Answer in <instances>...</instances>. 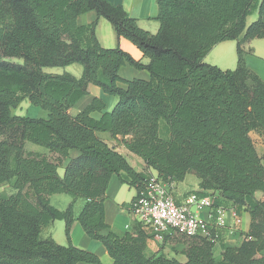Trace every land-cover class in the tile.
Returning <instances> with one entry per match:
<instances>
[{
	"label": "trees",
	"instance_id": "16d2710c",
	"mask_svg": "<svg viewBox=\"0 0 264 264\" xmlns=\"http://www.w3.org/2000/svg\"><path fill=\"white\" fill-rule=\"evenodd\" d=\"M159 29L141 30L120 6L106 0H0V264H101L72 246L73 201L84 199L77 217L84 233L100 242L112 264H264V80L245 64L244 46L264 39V0H156ZM94 11L117 37L135 45L147 64L119 47L102 48L96 23L78 26L76 18ZM253 14L256 18L248 23ZM236 42L233 70L204 63L212 48ZM20 59L22 63L7 61ZM78 64L80 78L44 69ZM146 70L149 80H123L120 67ZM124 87H120L119 84ZM96 86L116 98L110 111L94 98L76 115L70 109ZM47 111V118L13 115L23 100ZM101 113L99 119L90 115ZM121 138L158 179L172 184L192 174L202 193H217L236 212L250 216L238 246L200 237L184 238L179 262L164 254L147 256L153 234L136 220L121 236L104 221L105 191L113 175L136 189L148 172H137L115 148L98 137ZM255 141H257L255 143ZM40 146L49 156L26 151ZM79 154L69 158V151ZM68 160L63 175L60 164ZM259 193L261 196L256 197ZM66 194L72 202L54 208L49 197ZM132 200V201H133ZM131 201V202H132ZM130 202V203H131ZM64 222L68 245L43 239L54 221ZM165 236L162 245L179 240Z\"/></svg>",
	"mask_w": 264,
	"mask_h": 264
},
{
	"label": "crops",
	"instance_id": "0c3cea01",
	"mask_svg": "<svg viewBox=\"0 0 264 264\" xmlns=\"http://www.w3.org/2000/svg\"><path fill=\"white\" fill-rule=\"evenodd\" d=\"M106 1L113 4L114 6L122 7L130 18L136 20V24L141 30L146 31L151 35H155L157 33L159 29V23L156 21V16L158 13L156 0ZM94 22L96 23L94 34L98 44L102 48L111 49L119 47L134 60L139 61L142 64L148 63V59L143 57L142 53L135 45L122 37H117L110 23L103 18H98L94 11L86 12L76 18V23L78 26L90 25ZM244 50L246 51L245 64L247 68L256 74L261 80H264V39L251 40L244 46ZM204 63L216 66L223 71L235 69L237 63L236 42L224 41L215 45L204 58ZM72 67H74V69H72ZM44 71L53 74L69 73L75 78H80L82 74V67L78 64H73L64 68L44 69ZM118 75L123 80H149V73L146 70H137L128 64L120 67ZM119 86L124 87L121 83ZM94 98H100L104 102L105 111H110L116 102V98L105 95L99 87L92 85L89 88L88 95L80 98L70 109V114L76 115L87 105H89ZM72 110L75 112L72 113ZM90 116L97 120L101 117V113L93 112ZM98 137L104 140L110 147L115 148L120 154H122L130 166L137 172H149L152 170L146 169L143 161L136 155L128 152V150L125 148L123 141L129 139L128 137L121 138L120 136H117L116 138H112L108 133H98ZM38 153L47 156L49 155L48 151L45 153ZM68 154L69 158H75L79 153L76 150H70ZM67 162L68 160H64L60 164V167L58 168V174L60 176L63 175L62 171H64V167ZM59 170H61V173ZM170 192L177 205L184 203L185 199L192 194L199 198L212 197V208H205L197 212V216L200 219L208 221L210 225L215 223L216 214L214 209L216 207H222L228 210L226 214L225 226L219 229V242L215 245L216 249L218 250V253L215 256L216 260H219L220 258V244L222 242L230 247L238 246L241 243L242 237L240 236V233H246L250 225V216L248 212L244 210H241L239 213L236 212L232 203L221 198L217 193L212 194L211 192H200L199 179L191 174L186 175L185 178L180 182L172 183L170 185ZM258 194L259 193L256 194V197ZM259 195L261 196V194ZM68 196H66V194H55L49 197V202L54 208L58 210H65L67 206L73 201L72 198ZM135 196L136 189L134 187L120 183L116 175H113L110 178L105 191V200L103 203L104 221L109 226L110 231L119 236L129 231L132 226L134 218L128 207ZM51 200H53L54 205ZM85 203L86 201L84 199H77L73 201V215L75 220L72 223L70 229L71 244L75 248L85 250L96 255L99 258L101 264H112V260L103 245L98 241L90 239L84 233L80 224L76 220ZM231 210H235L237 216L240 218V224H234V220L229 214V211ZM56 221L48 225L45 228L46 231L51 225H54ZM48 233H51V237L53 238L51 229L48 230ZM55 241L57 244H61V239H59V241ZM172 247H174L177 251H181L184 245L182 243L172 245L169 242L162 245L161 241L150 239L147 243L145 254L147 256L164 254L170 258H175L179 262L184 263L186 258L181 253H174L172 251ZM77 264L89 263L79 262Z\"/></svg>",
	"mask_w": 264,
	"mask_h": 264
},
{
	"label": "built area",
	"instance_id": "2783aa9c",
	"mask_svg": "<svg viewBox=\"0 0 264 264\" xmlns=\"http://www.w3.org/2000/svg\"><path fill=\"white\" fill-rule=\"evenodd\" d=\"M170 185L158 179L154 170L148 172L147 180L138 196L129 204L134 220L153 234V239L161 241L165 236L200 237L216 243L219 229L225 226L228 210L216 207L215 223L200 219L197 212L212 208V197L199 198L192 194L184 203L177 205L171 195ZM234 224H240L235 210L229 211Z\"/></svg>",
	"mask_w": 264,
	"mask_h": 264
},
{
	"label": "rangeland",
	"instance_id": "374dc122",
	"mask_svg": "<svg viewBox=\"0 0 264 264\" xmlns=\"http://www.w3.org/2000/svg\"><path fill=\"white\" fill-rule=\"evenodd\" d=\"M256 18V15L253 14L252 16H250L248 18V23H251L252 21H254ZM7 61H10V62H14V63H22V61L20 59H8ZM79 67V66H78ZM80 68V67H79ZM72 69H74V67H72ZM56 70V69H54ZM12 114L13 115H16V116H28V117H31V118H47V111L45 110H42L41 108L39 107H35V106H32L28 100H23L16 108L12 109L11 110ZM75 111L72 110V113H74ZM103 134V133H101ZM257 141H255L256 143ZM258 143V142H257ZM256 143V144H257ZM25 149L26 151H34V152H47L44 148L40 147V146H37V145H33L31 143H26L25 145ZM38 150V151H37ZM259 155L261 157H263V151L262 150H259L258 151ZM49 156V155H48ZM51 158H54V156H49ZM262 163L264 164V160H262ZM59 172L61 173V170H59ZM63 172V171H62ZM192 175V174H191ZM195 176V175H193ZM0 192L2 193H5V194H8L11 192L9 186H0ZM68 196V195H66ZM260 195L258 194L257 197H259ZM69 197V196H68ZM53 205H54V202L53 200H51ZM52 230V235H53V238L51 237V233H48V230ZM46 231V229H44L41 233V237L43 239L45 238H52L53 240H57L59 241V239H61V244L62 246H66L68 245V241L66 239V236H65V232H64V223L62 221H56L54 223V225H51ZM175 240H179L178 243H182V241L184 240V236H177V237H173ZM54 240V241H55ZM56 242V241H55ZM57 243V242H56ZM71 244V240L69 242ZM172 245H174L173 243H170ZM72 245V244H71ZM218 253V250L216 249V247L214 248V255L216 256Z\"/></svg>",
	"mask_w": 264,
	"mask_h": 264
}]
</instances>
